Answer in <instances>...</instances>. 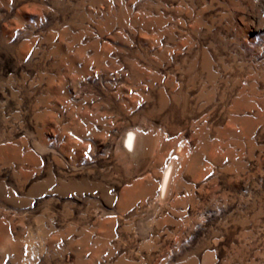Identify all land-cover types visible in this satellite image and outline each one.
Here are the masks:
<instances>
[{
    "label": "rangeland",
    "instance_id": "rangeland-1",
    "mask_svg": "<svg viewBox=\"0 0 264 264\" xmlns=\"http://www.w3.org/2000/svg\"><path fill=\"white\" fill-rule=\"evenodd\" d=\"M0 264H264V0H0Z\"/></svg>",
    "mask_w": 264,
    "mask_h": 264
},
{
    "label": "bare ground",
    "instance_id": "bare-ground-1",
    "mask_svg": "<svg viewBox=\"0 0 264 264\" xmlns=\"http://www.w3.org/2000/svg\"><path fill=\"white\" fill-rule=\"evenodd\" d=\"M132 135L128 138V144L129 146H131L132 144H134L133 142V138H134V133H131ZM172 170H173V166L170 165L165 174H164V177H163V183H162V194L164 195L165 194V191L168 187V184H169V181H170V178H171V175H172Z\"/></svg>",
    "mask_w": 264,
    "mask_h": 264
}]
</instances>
